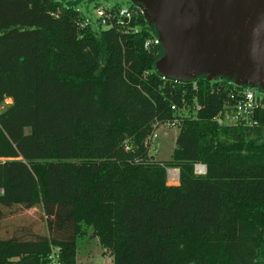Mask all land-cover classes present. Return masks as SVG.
Returning <instances> with one entry per match:
<instances>
[{
	"label": "trees",
	"instance_id": "16d2710c",
	"mask_svg": "<svg viewBox=\"0 0 264 264\" xmlns=\"http://www.w3.org/2000/svg\"><path fill=\"white\" fill-rule=\"evenodd\" d=\"M94 2L0 0V226L42 220L0 232V264H46L52 249L77 264L90 229L113 264H264V112L223 126L241 87L163 80L161 44L144 47L155 27L85 25ZM173 121L172 160L158 162L151 138Z\"/></svg>",
	"mask_w": 264,
	"mask_h": 264
},
{
	"label": "water",
	"instance_id": "95a60500",
	"mask_svg": "<svg viewBox=\"0 0 264 264\" xmlns=\"http://www.w3.org/2000/svg\"><path fill=\"white\" fill-rule=\"evenodd\" d=\"M123 4L146 9L145 20L155 27L163 49L155 65L162 76L185 82L204 75L209 80L227 78L237 87L264 91V0H127ZM84 17L90 19L88 13Z\"/></svg>",
	"mask_w": 264,
	"mask_h": 264
},
{
	"label": "built area",
	"instance_id": "2783aa9c",
	"mask_svg": "<svg viewBox=\"0 0 264 264\" xmlns=\"http://www.w3.org/2000/svg\"><path fill=\"white\" fill-rule=\"evenodd\" d=\"M110 2H94L90 4L87 12L90 15L89 18H85V25L100 24L104 28H109L113 25L114 20H118L120 23H125V19L128 23L134 17H141L145 19L146 9L139 4L134 6H122L119 10H115L114 6L110 5ZM159 39H148L144 47L149 50L152 47L160 45ZM168 78L163 76V80ZM175 83H180L179 80H174ZM194 89L197 88V83H194ZM236 91L230 95L224 106L223 116H220L218 120L223 126L228 127H239V126H253L255 124V117L259 113L264 112V91L262 90H252L250 88L235 89ZM200 107L197 106L196 111H199ZM174 110V108H173ZM180 124L178 121L169 122L165 125L168 128L178 127ZM160 128V127H159ZM154 137V135H153ZM153 137L151 140L153 141ZM195 171L197 175H205L206 167L204 165H196ZM173 178L170 174L168 175V180ZM175 179V178H174ZM177 180H179V175H177ZM177 180L173 181L176 182ZM59 249H52V253L48 257L46 264H62L60 260Z\"/></svg>",
	"mask_w": 264,
	"mask_h": 264
},
{
	"label": "rangeland",
	"instance_id": "374dc122",
	"mask_svg": "<svg viewBox=\"0 0 264 264\" xmlns=\"http://www.w3.org/2000/svg\"><path fill=\"white\" fill-rule=\"evenodd\" d=\"M11 100H8L6 104H10ZM183 116L187 115V111L181 113ZM179 134V129L177 127H166L161 126L154 133L153 141H150L149 147H151L149 154L154 156V159L158 162H170L174 154L176 139ZM178 171L180 178L179 169H168L167 172V183L169 186L179 185V180L177 178H171L168 180V175L172 177L174 175L171 171ZM196 173V171H195ZM177 180L176 182H173ZM37 210L23 211L21 214L14 217H8L5 221H2L0 226V232H7L10 230L9 224L11 221H15L18 224V229H21L23 225L26 227H31L32 224L40 225L42 220ZM21 227V228H20ZM79 252L77 254V264H113V258L109 251L101 247L99 243V238L97 234L90 229L88 237L79 243Z\"/></svg>",
	"mask_w": 264,
	"mask_h": 264
},
{
	"label": "bare ground",
	"instance_id": "6f19581e",
	"mask_svg": "<svg viewBox=\"0 0 264 264\" xmlns=\"http://www.w3.org/2000/svg\"><path fill=\"white\" fill-rule=\"evenodd\" d=\"M175 171H176V170H175ZM176 172H177V174H176V175H174V174L172 173V174L174 175V177H173V178H177V175H178V171H176Z\"/></svg>",
	"mask_w": 264,
	"mask_h": 264
}]
</instances>
